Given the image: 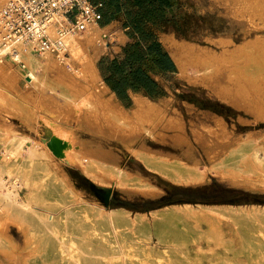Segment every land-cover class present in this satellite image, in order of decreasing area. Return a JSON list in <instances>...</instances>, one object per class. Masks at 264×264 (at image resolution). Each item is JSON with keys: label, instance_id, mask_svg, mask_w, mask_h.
<instances>
[{"label": "bare ground", "instance_id": "obj_1", "mask_svg": "<svg viewBox=\"0 0 264 264\" xmlns=\"http://www.w3.org/2000/svg\"><path fill=\"white\" fill-rule=\"evenodd\" d=\"M7 2L8 0H0V11ZM258 26L253 27L256 29ZM100 32L101 29L97 24H90L83 32L68 34L65 39V46L68 48L64 49L65 52L62 51L63 53L58 56L46 54L43 60L10 43L2 44L0 41V80L7 83L5 84L7 87L16 88L17 74L2 60L8 55L13 64H23L22 68L26 69V84L34 93L31 96L33 99L30 100L34 104V108L29 111L31 116L39 110H49L51 113L59 114L60 108L57 109L45 97L58 96L66 105L69 114L77 116V120L82 124L98 133L128 142L131 132L127 129L131 128L132 121L125 112L115 108L109 99L101 100L97 96L98 76L95 61L103 41ZM168 42L167 48L172 53V60L179 73L185 74L188 67L192 68L196 75L195 79L211 89L220 101L236 108H245L257 115L260 120H264V112L259 106L262 102L259 91L264 88V50L261 53L249 52L247 55L236 52L229 54L223 52L219 55L177 44L172 40L167 41L166 45ZM241 58H245L246 67L243 64L242 68L237 65ZM49 70L56 75L57 81L67 85L73 86L80 81L81 88L88 90L86 96L75 102L67 85L59 83L60 87L56 89L48 82ZM247 89L251 92L246 93ZM79 103L81 106L76 107L75 105ZM136 105L140 116H149L154 111V107L148 103L136 100ZM29 121H32V118ZM170 124L172 126L170 128L177 131L172 137V144L182 148L184 155H191L192 146L184 135L182 123L174 125L170 122ZM192 134L209 161L226 152L231 145L229 140H219L220 132L217 130H206V132L192 130ZM54 136L57 138L56 135ZM62 139L60 140L68 145L63 155L69 158L68 153L73 149L72 140ZM29 141L22 135H13L7 141L0 143V153L7 161L0 163V203L10 217L16 220V229L25 238L32 242L41 239L38 247L41 252L40 257L32 264H58L56 261L51 262L50 256L54 254L61 256L60 261L65 264H204L203 257H195L193 260L187 257L189 244L202 237L209 241L208 238L213 237V233L203 236L199 229L192 225L199 219L200 214L194 213L192 211L194 207L191 206L169 205L151 210L149 214L155 217L151 223L144 213H132L130 218L131 212L123 208L111 209L98 216L99 208L93 211L88 204L68 209L59 216L50 218L56 216L62 206L68 203V195L62 194V186L55 179L44 178L46 167L32 160L35 152L28 144ZM249 148L250 143H245L239 145L237 151H227L225 160L218 165L238 169L239 166L236 165L238 157H242ZM136 155L146 169L169 182L191 185L202 180L203 173L201 174L198 169L197 161L187 165L186 161L149 154L142 149L136 151ZM70 157L72 158H69L70 162L81 167L93 180H95L94 174L99 169L113 174L121 190L143 197L156 196L154 192L156 188L153 185L140 181L137 176H128L126 172L104 163L103 160L111 158V153L102 152L101 149L85 150L77 147L75 155ZM218 165L215 164L214 167ZM5 177L9 178L12 190L3 189ZM40 181L43 182L41 189L38 186ZM101 183L100 181L98 184ZM21 188H29L24 200L18 199ZM200 208L204 211L212 210L221 215H228L236 223L241 241L246 242V250L256 252L257 256L249 259L250 263L260 264L261 259L259 260L258 250L254 246L255 234L252 229L260 223L264 224V206H249L250 212H247L244 206L203 205ZM259 208L262 212L256 211ZM6 222L0 227V250L4 251L10 249L3 238L6 236ZM56 228L59 232L53 236L50 230ZM151 238L157 239V243L164 248L160 251L154 247L147 248L144 241H149ZM210 264L232 263L225 258L215 257Z\"/></svg>", "mask_w": 264, "mask_h": 264}, {"label": "rangeland", "instance_id": "obj_2", "mask_svg": "<svg viewBox=\"0 0 264 264\" xmlns=\"http://www.w3.org/2000/svg\"><path fill=\"white\" fill-rule=\"evenodd\" d=\"M177 3L175 20L171 27L169 26V31L171 28L173 30L168 35L163 37V34L161 35V40L165 43L172 40L177 44L192 46L197 50L211 51L219 55L223 52L226 54L236 52V54L247 55L249 52L261 53L264 50V46H261L264 44V13L262 12L264 11V0H177ZM253 26L258 27L255 29ZM98 27L101 29L100 35L103 41L97 54L95 67L98 66L101 73L104 74L105 69L111 62V56L123 50L125 38L119 32L116 24L107 29L101 28L99 25ZM168 44L169 42L167 46ZM67 48L68 46H65V50ZM34 56L39 60H43L45 57L44 55ZM244 59L241 58L240 63L237 64L240 68L246 67ZM2 60L10 70L17 74V83L16 88L13 89L7 87L5 85L7 83L0 80V143L7 141L13 135L27 137L30 140L28 144L32 146L35 152L32 160L46 167L44 178H53L61 184L62 194L68 195L67 200L69 201L62 206L56 216L53 215L50 218L53 219L68 209L88 204L93 211L99 208L97 210L98 216L111 209L123 208L131 212L130 218H132V213H144L148 218V222L151 223L155 217L150 215L148 211L169 205L191 206L194 207L192 210L194 213L200 214L199 219L195 220L192 225L197 227L203 236L213 233V237L208 238L209 241L202 237L199 240L190 242L187 254L189 259L203 257V263L210 264L213 263L215 257H221L229 260L232 264H251L249 259L255 258L257 256L256 252L246 250V242L241 241L236 223L228 215H221L212 210L204 211L200 206H244L247 212L251 211L249 206H264V120H260L257 115L252 114L245 108H236L222 100L220 101L211 89L201 85L198 79H195L196 75L192 68L188 67L185 74L177 72V75L170 78L175 83L176 98L170 109L163 113L164 118H160L158 114L142 116L136 120L137 125L132 122L134 125L131 124V128L127 129L131 132L130 138H132L129 143H133L135 137H141L142 149L149 152V154L176 158L191 164L195 161L190 159L191 162H188V159H185L187 156H184L183 150L173 147L171 144V137L175 135L172 132L176 130L170 128L172 127L171 124L167 129H164L166 123L173 122L175 125L180 120L183 122L184 133L189 139L192 150L199 151L204 156L203 164L198 166L201 174L203 173L202 183L201 181L199 183L194 182L193 185L172 183L142 167L134 159L140 161L136 152L131 149H128L127 152L123 151L121 142L117 138L98 133L79 122L77 116L69 114L66 105L58 96L45 97L57 109L60 108V113L39 110L33 115V128L28 127L26 123L28 120L25 117L30 113V109L34 108V104L30 102L34 93L26 84V69L22 68L23 64H13L11 57L8 55H5ZM47 76L48 82L54 85L56 89L60 87L59 83L67 85L57 81L56 75L51 70L47 72ZM99 83L100 78L98 76V82H96L97 96L102 100L106 96V92ZM80 85V81L74 83L73 86L67 85L75 102L85 97L88 92V90H83ZM27 91L30 92L27 93ZM248 92H251V90L247 89L246 93ZM259 93H261L262 99L259 106L261 111L264 112V88H261ZM189 98L197 103L198 107L213 106L224 115L225 127L222 126V128L216 130L220 132L218 136L220 141H231L227 151H237L239 145L250 143V148L236 161V165L239 166L238 169L218 165L225 160L227 151L220 153L212 161H209L204 155L200 145L193 138L192 128L196 125L213 127L215 119H207L203 115L197 116V114L188 110L183 101ZM211 101L215 102L210 103ZM75 106L81 105L79 103ZM71 109H74V107H71ZM41 112L47 114L42 117ZM82 116L84 115L82 114ZM46 117L51 118L46 119ZM38 121L40 122L38 123ZM23 125L32 134L25 133L26 130L17 128L18 126L23 127ZM44 127L50 131L49 137L56 135L58 139L61 137L60 139L64 138L67 141L72 140L73 149L70 150L71 153L70 151L68 153L70 159H72L70 156L75 155L77 147L85 150L101 149L102 152L108 151L111 153V158L106 159V161L103 160L104 163L126 172L128 176H137L140 181L153 185L156 188L154 190L156 196L143 197L139 194L121 190L118 187V180L113 174L102 172L99 169L94 174L95 180H93L84 173L81 167L73 162L71 163V160L66 156L63 155L62 158L54 157L46 144L41 141L44 135ZM136 132L138 133L135 135ZM131 155L132 158L128 157ZM5 162L7 161L0 153V163ZM215 164L218 166L214 167ZM65 166L73 168L82 178L87 180L84 186L91 187L92 184L96 190L101 191L99 197L92 196V194L88 196L77 194L75 192L77 188L65 179ZM100 181L102 182L101 185L98 184ZM4 184V190L7 188L12 190L8 177H5ZM38 184L41 189L43 182L40 181ZM105 189L111 191V199L107 207L104 206ZM28 191L29 188L19 189L18 199L24 200ZM128 207L134 210H129ZM256 211L262 212L260 208ZM5 222L7 223V229L6 236L3 238L10 249L8 251L0 250V264H32L40 257L41 252L38 247L41 239L32 242L25 238L16 229V220L10 217L0 203V227L3 224L5 225ZM252 230L255 234L254 243L256 245L254 246L258 250L259 260L261 259L260 264H264V224L260 223ZM50 231L53 236L56 232H59L57 228ZM144 244L147 248L154 247L158 251L164 248L154 238L149 241L145 240ZM8 255L10 257L7 258ZM60 258L61 256L56 254L50 256L51 262L56 261L58 264H65V262L60 261ZM8 259L11 260L8 261Z\"/></svg>", "mask_w": 264, "mask_h": 264}, {"label": "crops", "instance_id": "obj_3", "mask_svg": "<svg viewBox=\"0 0 264 264\" xmlns=\"http://www.w3.org/2000/svg\"><path fill=\"white\" fill-rule=\"evenodd\" d=\"M91 1V0H90ZM97 7L98 9V13L100 14V20L97 23V26L99 25L101 28H110L112 27L114 24L117 25L119 32L122 34V36L125 38V43L123 45V47L127 46V45H133L136 43H139L141 46H146L148 45L150 42H154L156 41L157 43H159L163 49V51L168 55V57L170 58L173 66H174V71L171 72H164V71H159L157 68L153 67L152 71H147V82L145 87L146 88H136V87H131L130 85H128L125 88H121V90L117 93L114 92L106 83V80H110L113 82V79H111V74H110V64L108 65V67L105 69L104 74L101 73L100 68L97 66L96 68V72H97V76H99L100 78V83L102 85V89L106 92V96L104 97V99L108 100L115 106V108L121 109L123 112L126 113L127 117L134 123L137 125L136 120L139 117H142L140 115H138V108L136 105V100L140 101V102H144V103H148L149 105H152L154 108V111L151 115L154 114H158V116H160V118H164L163 117V113L166 112L168 109H170V107L174 104V100L176 98V89L174 87V81L171 80L170 78L177 75L178 68L176 66V64L173 62L171 56H170V52L168 51L167 45L165 43V41L161 40V35L162 37L164 35H168L170 33L171 30H173L171 28V30L169 31V26L171 27L173 21L175 20V11L176 8L178 6L177 0H172L171 6L169 8H166L163 12V14L161 16L158 15H154V16H150L147 20H143L141 21V30L140 33H136L134 32L128 25H127V20L124 17L123 14H120L114 18H103V15L101 14L100 10L102 8V5L100 3H96L93 4ZM155 8H157V5L154 6ZM148 39L150 40V42H144L143 39ZM124 59V54L121 51L114 53L111 56V62L114 60H118V62L122 61ZM110 62V63H111ZM98 64V63H97ZM130 70H128L127 68H125V73L123 74V76H126L129 73ZM129 82H132L129 80ZM215 101H211L210 103H214ZM183 104H185V106L187 107L188 110L192 111V113L197 114V116L199 115H203V117L207 118V119H215V124L213 127H205L203 125L198 126L196 125L195 127L192 128V130L198 131V132H206V130H215L217 128H222V126L225 127V123H224V115H222V113H220L219 111H217L216 108L212 107H198L197 103H195L193 100H191L190 98L186 101H183ZM219 105H221L219 103ZM180 106V105H178ZM186 109V110H187ZM46 115L47 113H40V115L42 117H44L43 115ZM150 116V115H149ZM34 116L31 114L26 115L25 119H27L28 121L26 122L28 127H32L33 128V122L29 121L33 118ZM146 117V116H143ZM51 118V117H46V119ZM40 121H38L39 123ZM180 122H182L180 120ZM170 125L169 124H165L164 125V129H167V127ZM183 125V122H182ZM184 126V125H183ZM18 129H23L26 130V132H29L30 134H32L27 127H25L23 125V127L18 126ZM44 130H48V128L44 127ZM210 128V129H208ZM138 132L135 133V135ZM173 134H176L177 131H173ZM185 135V133H184ZM228 135V133H227ZM186 136V135H185ZM187 138V136H186ZM194 138V137H193ZM132 138H130L131 140ZM141 137H135L134 142L129 143V141H120L121 142V146H122V150L127 152L128 149H131L132 151L136 152L138 150H141L143 148V146L141 145L142 143H140ZM188 139V138H187ZM172 140V137H171ZM189 140V139H188ZM164 141V140H162ZM190 143V142H189ZM123 144V145H122ZM172 144V142H171ZM191 145V144H190ZM173 147H175L172 144ZM178 148V147H176ZM182 149V148H180ZM144 150V149H142ZM108 152V151H106ZM110 153V152H108ZM191 155H184L187 156L185 157V159H188V162H191V160L197 161L198 164L197 166H201L204 162V156L199 152V151H191L190 153ZM155 155V154H153ZM128 157H133L128 156ZM142 167H144L142 165V163L134 158ZM191 159V160H190ZM187 165H190L186 162ZM65 179L70 182L72 185L75 186L76 193L81 195V196H85V195H91L92 196H96L99 197L101 191H98L94 188V186L91 184H89L91 187H86L84 186V183L87 181L86 179L82 178L77 172L76 170H74L73 168L69 167V166H65ZM63 170V169H62ZM74 177V179H73ZM87 183V182H86ZM89 183V182H88ZM111 199V197H110ZM155 210V209H154ZM149 213V211H148Z\"/></svg>", "mask_w": 264, "mask_h": 264}, {"label": "built area", "instance_id": "obj_4", "mask_svg": "<svg viewBox=\"0 0 264 264\" xmlns=\"http://www.w3.org/2000/svg\"><path fill=\"white\" fill-rule=\"evenodd\" d=\"M99 20L90 0H8L0 11V41L32 55L58 56L68 34Z\"/></svg>", "mask_w": 264, "mask_h": 264}, {"label": "trees", "instance_id": "obj_5", "mask_svg": "<svg viewBox=\"0 0 264 264\" xmlns=\"http://www.w3.org/2000/svg\"><path fill=\"white\" fill-rule=\"evenodd\" d=\"M92 4L97 2L102 5L100 10L103 18H114L123 14L127 20V25L136 33H140L141 21L147 20L150 16H161L166 8L171 6L172 0H91ZM157 5V8L154 6ZM144 42H150L143 39ZM124 59L120 62L114 60L110 63L111 79L106 80L108 86L119 92L121 88L128 85L136 88H146L147 71H152L153 67L159 71H174V66L163 51L161 45L156 41L150 42L146 46L139 43L127 45L122 50ZM127 68L129 73L123 76ZM132 81V82H129ZM129 210H134L128 207Z\"/></svg>", "mask_w": 264, "mask_h": 264}, {"label": "water", "instance_id": "obj_6", "mask_svg": "<svg viewBox=\"0 0 264 264\" xmlns=\"http://www.w3.org/2000/svg\"><path fill=\"white\" fill-rule=\"evenodd\" d=\"M50 131L49 130H44V135L41 139L43 143L46 144V147L48 150L52 153V155L56 158H62L63 156V151L68 148V145L61 141L60 139L52 136L49 137ZM105 198H104V206H108V202L111 197V191L105 189Z\"/></svg>", "mask_w": 264, "mask_h": 264}]
</instances>
